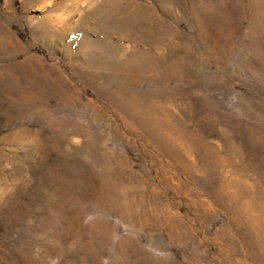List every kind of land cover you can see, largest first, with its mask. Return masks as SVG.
Returning <instances> with one entry per match:
<instances>
[{
	"label": "rangeland",
	"instance_id": "374dc122",
	"mask_svg": "<svg viewBox=\"0 0 264 264\" xmlns=\"http://www.w3.org/2000/svg\"><path fill=\"white\" fill-rule=\"evenodd\" d=\"M0 37V264H238L217 180L137 112L264 194V0H0Z\"/></svg>",
	"mask_w": 264,
	"mask_h": 264
},
{
	"label": "bare ground",
	"instance_id": "6f19581e",
	"mask_svg": "<svg viewBox=\"0 0 264 264\" xmlns=\"http://www.w3.org/2000/svg\"><path fill=\"white\" fill-rule=\"evenodd\" d=\"M0 45L1 47L6 46L3 38L1 37ZM137 116L144 125L154 128L155 135L163 134L164 132L165 134L174 132L177 135V137L179 138V144L181 145V150H179V153H174L177 154L176 157L179 162L184 164L187 171L190 172L186 175L185 180L189 181L191 177H193V175L197 176L199 174L203 179H206V181L211 179L212 182H214L215 179L217 180V191H215V188L213 186L210 187L213 195L216 194L214 196V200L219 199L220 204L228 208L230 214L229 224L230 226L232 225L235 228L236 232H240L242 229H246L248 230L247 232H249L248 237L251 240V244L248 246L246 245L247 248L245 246L246 254L242 256V259H240L238 264H247L245 263L247 260H249L250 263L252 261L254 264H256L257 259L263 261V263L257 264H264V245L261 243L262 241L257 240L260 235L264 240V205L261 203L264 200V194L262 193V191L253 192V179L251 180L249 177L250 175H248L250 168H247L248 170L246 169L247 173H245V171H240L239 168H237L236 166H232V164L228 163L227 161H224L222 156L217 155L214 151L210 150L209 147H205L201 142L197 144H186V133L181 130H177L175 126H172L171 130L167 129L161 131V129L157 127L158 122L156 118H154L151 113H143L139 111L137 112ZM173 150L175 151V149ZM190 156H194L195 158H197V160H194L197 162L191 161ZM189 175H191V177ZM237 175L243 177L242 180H238L233 177ZM231 176L232 178H230ZM104 184L106 185H104V187L108 188L110 191V193L108 194V198L111 203L117 205L118 207L124 208L125 210L127 209L130 212V209L134 210L136 205H140L135 201L130 200L129 202V200L123 198V196H114V192H116L117 190V185L109 184L105 181ZM214 200H212V202L210 203L212 207L216 205L214 204ZM153 210L154 209H149L148 211L145 208L142 209V213L138 218L139 221L142 222V224L146 223L148 221V214ZM154 212L161 215L158 210H155ZM203 213L204 212H202L201 214L204 217L205 214L203 215ZM122 214L123 212L119 213V216H121ZM162 225V222H159L158 226L161 227ZM239 234L242 233L240 232ZM255 253H259L260 256L254 259Z\"/></svg>",
	"mask_w": 264,
	"mask_h": 264
}]
</instances>
